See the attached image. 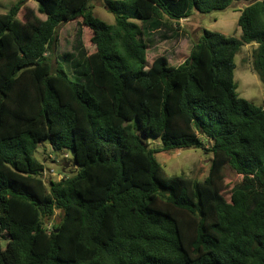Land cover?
Segmentation results:
<instances>
[{"label": "trees", "instance_id": "obj_1", "mask_svg": "<svg viewBox=\"0 0 264 264\" xmlns=\"http://www.w3.org/2000/svg\"><path fill=\"white\" fill-rule=\"evenodd\" d=\"M34 1L44 20L23 22L21 2L0 14V264H264V107L234 79L256 44L264 84V0L243 9L240 40L204 30L178 67L148 63L145 36L243 0H105L114 25L91 0ZM74 21L92 37L79 29L72 80L49 53ZM44 141L75 174L44 180ZM177 149L212 154L205 181L166 174L155 155ZM225 166L243 176L229 201Z\"/></svg>", "mask_w": 264, "mask_h": 264}, {"label": "rangeland", "instance_id": "obj_2", "mask_svg": "<svg viewBox=\"0 0 264 264\" xmlns=\"http://www.w3.org/2000/svg\"><path fill=\"white\" fill-rule=\"evenodd\" d=\"M19 2L22 3L19 18L23 22L45 19L38 12V4L34 0H0V14H6L13 5ZM104 2L105 0H91V10L97 18L107 24L114 25L115 18L106 10ZM249 3L248 1L234 2L227 10L209 14H200L193 11L188 18L179 22L166 18L165 21L172 26L171 31L163 29L152 36L148 34L145 36V40L151 42L147 50V62L151 64L155 58L165 56L170 66L178 67L188 57L193 45L201 38L204 30L218 32L240 40L242 31L238 22L243 9ZM79 22L74 21L59 27L58 40L49 53L53 71L56 70L58 65H62L72 80H75L76 64L79 61L76 49L79 29L83 31L86 47H90L89 38L92 37V32L80 26ZM256 46V44L245 45L236 55L234 79L237 84V93L241 98L264 107V84L253 68V51ZM146 142L148 147L154 151H159L162 147L160 139L149 138ZM155 157L167 175L171 177L183 176L198 182H203L208 177L213 158L211 153L201 149H177L170 152H158ZM35 158L44 165V169L48 173L44 177L46 182L49 179L60 181L76 172L72 166L64 171L65 165L71 162V155L63 152L54 153L48 141L39 144L35 152ZM51 171H54V176L49 175ZM223 175L225 176L224 184L226 185L224 196L229 201L231 188L240 183L243 176L229 166L224 167ZM57 219H59V214ZM7 245V235L0 233V249L5 250Z\"/></svg>", "mask_w": 264, "mask_h": 264}, {"label": "water", "instance_id": "obj_3", "mask_svg": "<svg viewBox=\"0 0 264 264\" xmlns=\"http://www.w3.org/2000/svg\"><path fill=\"white\" fill-rule=\"evenodd\" d=\"M259 0H249L248 2H250L248 5H246L247 7H249V6H251V5H253V4H255L256 2H258ZM241 2H244V0L243 1H241ZM69 166H72V167H74L75 169H78V164H77V162L76 161H72V162H69V163H67L66 165H65V167H64V171L69 167Z\"/></svg>", "mask_w": 264, "mask_h": 264}, {"label": "built area", "instance_id": "obj_4", "mask_svg": "<svg viewBox=\"0 0 264 264\" xmlns=\"http://www.w3.org/2000/svg\"><path fill=\"white\" fill-rule=\"evenodd\" d=\"M46 174H48V173H47L46 171H44V174H43L44 177L46 176ZM49 175H50V176H54V175H55V174H54V171L49 172ZM44 177H43V178H44Z\"/></svg>", "mask_w": 264, "mask_h": 264}]
</instances>
